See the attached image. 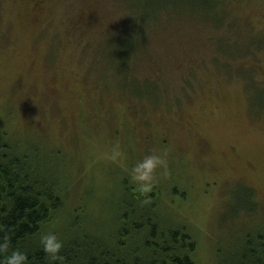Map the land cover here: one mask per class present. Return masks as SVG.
<instances>
[{
  "label": "rangeland",
  "instance_id": "rangeland-1",
  "mask_svg": "<svg viewBox=\"0 0 264 264\" xmlns=\"http://www.w3.org/2000/svg\"><path fill=\"white\" fill-rule=\"evenodd\" d=\"M169 1L185 10L158 13ZM208 1L0 0V138L56 179L46 232L107 240L124 185L147 194L131 168L153 150L166 165L150 199L187 229L195 264L264 230V97L251 89H264V0Z\"/></svg>",
  "mask_w": 264,
  "mask_h": 264
},
{
  "label": "trees",
  "instance_id": "trees-1",
  "mask_svg": "<svg viewBox=\"0 0 264 264\" xmlns=\"http://www.w3.org/2000/svg\"><path fill=\"white\" fill-rule=\"evenodd\" d=\"M221 1H208L211 4L210 10L219 8ZM168 5L162 4L161 10L157 9V12L185 10L180 8L183 4L174 6L169 1ZM155 19L156 17H152L150 20ZM134 21L135 16L131 14L126 23V28L131 32H127L125 36L129 38L137 34L134 30L132 32L133 28L139 27L138 22L134 25ZM251 89L255 95V103H258L257 99L264 97V89L253 83ZM2 138L0 225L3 230L0 231V237L7 234L10 237L9 252L17 248L25 252L28 256L27 264H50L40 237L50 226L62 202L56 179L49 166L43 167L36 159L31 160L30 148L27 149L28 153H19L9 144L10 140ZM125 187L124 190L127 191L123 190L120 213L115 215V227L107 235V240L82 230L70 231L65 237H60L63 241L60 250L64 257L62 264H195V242L187 229L174 225L167 219L161 220L156 206L152 204L150 198L156 195L153 192L155 187L145 195H133L130 186ZM244 188L247 195L253 197L252 188ZM174 192L177 193L178 190ZM252 211L251 208L248 212ZM242 235L243 242L237 244L238 247L230 257L224 261L220 259L219 264H264V230Z\"/></svg>",
  "mask_w": 264,
  "mask_h": 264
},
{
  "label": "clouds",
  "instance_id": "clouds-1",
  "mask_svg": "<svg viewBox=\"0 0 264 264\" xmlns=\"http://www.w3.org/2000/svg\"><path fill=\"white\" fill-rule=\"evenodd\" d=\"M110 158L116 159L122 155L119 145H114ZM166 165L164 156L153 150L151 154H146L142 159L138 160L131 168V175L137 182L139 191L143 193L149 192L153 187L155 171L159 166ZM3 226L0 225V231ZM41 244L43 250L48 254L50 264H62L64 257L60 250L63 247V241L58 238L54 231H48L41 235ZM10 237L5 234L0 237V264H27L28 256L25 252L12 249L9 252Z\"/></svg>",
  "mask_w": 264,
  "mask_h": 264
},
{
  "label": "bare ground",
  "instance_id": "bare-ground-1",
  "mask_svg": "<svg viewBox=\"0 0 264 264\" xmlns=\"http://www.w3.org/2000/svg\"><path fill=\"white\" fill-rule=\"evenodd\" d=\"M72 210V209H71ZM71 214V213H70ZM63 219V218H62Z\"/></svg>",
  "mask_w": 264,
  "mask_h": 264
}]
</instances>
